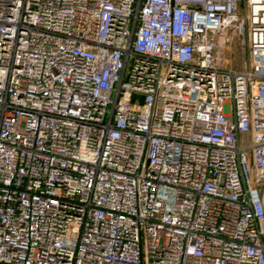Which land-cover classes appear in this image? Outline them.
<instances>
[{
	"label": "built area",
	"instance_id": "2783aa9c",
	"mask_svg": "<svg viewBox=\"0 0 264 264\" xmlns=\"http://www.w3.org/2000/svg\"><path fill=\"white\" fill-rule=\"evenodd\" d=\"M0 264H264V0H0Z\"/></svg>",
	"mask_w": 264,
	"mask_h": 264
},
{
	"label": "rangeland",
	"instance_id": "374dc122",
	"mask_svg": "<svg viewBox=\"0 0 264 264\" xmlns=\"http://www.w3.org/2000/svg\"><path fill=\"white\" fill-rule=\"evenodd\" d=\"M239 13L243 14L242 6L240 4L239 7ZM246 53L245 46L243 45V49L240 47H237L235 49H232L230 53V62L231 66L234 68H239L242 64V58L244 57V54ZM138 100H140V97H138Z\"/></svg>",
	"mask_w": 264,
	"mask_h": 264
}]
</instances>
